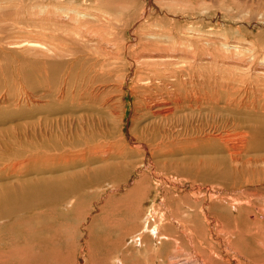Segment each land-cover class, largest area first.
<instances>
[{"label":"bare ground","instance_id":"obj_1","mask_svg":"<svg viewBox=\"0 0 264 264\" xmlns=\"http://www.w3.org/2000/svg\"><path fill=\"white\" fill-rule=\"evenodd\" d=\"M66 1L67 0H0V60H6L8 56H11L18 64H22L18 65L19 68L20 66L22 68L24 64L33 65L34 72L31 76V80L36 83V91L32 97L34 107L31 105L32 109L27 107L21 108L19 112L21 115L19 118L20 120L35 118L36 122L34 127L28 128L25 126V129H23V127H18L15 141L8 138L7 141L0 143V234L8 232V234L11 235L13 231H16L17 235L15 239L22 240L23 238V242L26 244L21 246L20 252H17V250L12 252L2 251L3 249H9V246L6 245L5 238L3 239L4 236L0 237V264H2L1 260H3L4 263L6 257L8 259H10L9 257L15 258L18 264H44L46 259L50 257L53 258L54 255L52 250L54 249L52 243L55 242V238L51 236L52 233L50 234L53 227H50L49 223H47L49 221L46 219L52 216L54 212L57 215L53 216L54 219L61 217L59 215V209L67 211L75 205L77 209L80 208L81 195L86 194L83 190L101 192V199L98 201V205L100 204L101 206V214L92 218L95 211L89 215V221L96 218V221L100 220L104 225L108 224L105 232L107 234L106 236H110V238L113 237V233L119 232L118 230L120 229L121 236L120 238L116 237L117 240L115 244H117L118 241L122 242L121 239L125 235L124 233H126L127 236L126 231L128 226L124 229L123 225H135L134 223H137L138 220H143L142 228L126 237L128 240L127 244L134 241V245L139 244L142 247L143 244H145L149 247V238L142 239L144 232H151L150 238L152 239L153 236H156L157 239H160V237L162 239L176 238L175 235L166 234V231H163V228L166 229V227H168L169 222H164L163 228L159 227V222L162 223L163 220L168 221L169 218L167 214L162 213L159 220H157L158 210L155 203L150 205L148 209L150 211L146 213L142 209L140 202H138L139 198L137 199V193H144L146 188H148L146 173H151L153 177H156L159 184L169 183V185H175L177 188L184 187L175 182L172 183L166 178V175L161 176V174H159L160 172L156 173V162H154L155 159L157 160L163 154L165 155V153L181 155L177 154L176 150L182 151V148L189 150L187 153L188 155H200V162H204L205 165L211 164L215 160L218 165V170H220V176L227 180V194L233 191L242 192V195H238V198L234 201L242 202V207H248L247 214H252L251 210L254 209L257 202L264 200V104L262 106L263 109L258 110L261 106L259 108L256 107V102L251 100V97H253V94L250 92L252 85L245 82L247 80L246 78L243 84L239 83L236 86L227 85V82L231 83L230 80H227V73L230 71L225 70V67L221 68L217 65L220 61L217 58L220 55V49L222 51L225 50V57H227L228 53L227 36L223 41L215 39V36H220L222 39V37L229 32H227L226 26H224L227 21L222 13L216 12L213 14L210 10L203 9L201 7L203 0H157V4L153 3L149 11L147 9L148 7H146L147 5L144 8L139 6L142 11L140 17L137 19L139 27L135 29L138 31L134 39L136 43L134 46H132L134 41L131 42L129 46L126 43L121 45L122 49L126 51L127 59L131 62L128 64V69H130L129 73L127 72L124 75L125 83L127 82L130 86L128 92L125 90L123 94H131L132 98L135 99L133 105L139 107L140 104L145 113H148L151 118L155 117L158 119L163 117L164 119H168L182 112H187L192 115V117L191 119L180 116L178 118L175 117L174 123H177L180 128L178 126H169V123L168 125L164 124L162 128H156L155 122V126H143V128L139 126L137 135L136 133L128 135V133L124 134V132L122 133L120 130L113 131V129L109 128L108 132L111 135L109 133L104 135L100 132L96 135V133L93 132L89 135V139H86L83 131H81V136H78V132L73 133L71 131L58 133L60 130L54 124L55 120H53L54 116L56 117V115L62 114V112H69L70 107L66 102L67 99H73L74 103L78 105L81 103L80 99L82 95L80 94L82 92L81 81L77 82L79 58L74 57L72 60L63 62H55L52 60L54 56L61 55L66 49L61 43L56 44L57 40L60 41V36H57L54 31L55 25L60 22V19H56L57 14L65 11L66 7L62 5L66 4ZM82 1L84 3L93 1L95 6H97V11L94 13H82L84 17L91 16L93 18V24H95V22L96 24L103 23L101 22L103 18L107 17L106 15L109 14L110 9L112 10L111 3L108 1V5L107 0ZM168 1H172L173 4ZM256 2L258 3V7L253 9V11H248V15L246 14L248 18H252L248 23H256L257 26H264V0H256ZM230 3V1L227 2L228 11L232 9L229 5ZM225 4L226 3H222L223 6ZM156 9H159L161 14L162 11L165 12L167 16L173 19L157 17L153 21L152 18H150V16H152L150 14H153ZM198 9L201 10L198 12ZM149 12L150 14L148 15ZM249 13L251 14L249 15ZM255 15H258L263 22L260 19V21L256 20L253 22L255 20ZM58 16L61 18V13L58 14ZM236 16H231L235 20L234 23H240L241 21L246 22V16ZM80 22L82 21L80 20ZM82 25H84V23ZM61 26L62 25L59 27ZM216 26H221L223 29ZM241 26L244 27L243 25ZM95 33L97 34L96 31ZM258 35L260 34L258 33ZM108 36L110 37V35ZM69 37L70 36H67L66 39ZM83 38H85V36ZM86 40H88L87 37ZM86 40L81 39L80 43L86 45ZM111 42L116 44L117 41H115V43L114 41ZM238 42L240 43V41ZM165 43L168 44L164 45ZM14 46L35 51V58L32 60V58L27 57V55H29L28 53H26L27 55L25 56L24 53L22 55L21 52L17 55V53L9 51V48H14ZM241 48L244 47L231 46L229 49H234L240 53L242 51H240ZM260 48L263 49L264 44ZM249 49H251V47ZM218 50L220 52H218ZM245 50L247 51L246 48ZM1 51L5 52L1 54ZM81 52L82 51H80V53ZM127 52H129V54ZM247 53L250 54V52ZM180 54L182 57H180ZM232 54L235 56L233 52ZM252 54L254 55V53ZM262 54L264 55L263 51ZM14 55H16V57H13ZM152 57L158 61L154 60V62L150 60ZM260 57H262V55ZM56 58L57 56L55 59ZM146 58L150 59L147 61ZM176 58H180V61L173 60ZM223 59L225 58L223 57ZM230 59L233 60L231 57ZM237 59L239 58H236V60ZM239 62L243 63L242 60L238 61V63ZM259 65L260 64L257 65V68ZM236 66L232 67L236 68ZM249 66L251 65L249 64ZM27 68L28 67H26V69ZM58 70L59 72L60 70L64 71V76H62L63 84L66 91L70 90L68 96L63 89L60 91L58 90V93L55 95H52L55 92L52 93L50 91V88L55 83V79H59L58 77L56 78ZM239 70L241 69L239 68L238 71ZM262 70L263 69H261V72ZM18 72L20 73V71ZM26 72L24 75L29 76L28 71ZM240 73L243 74L244 72L240 71ZM262 75L264 76V74ZM240 76L242 77V75ZM22 79L24 80L23 77ZM31 80L26 79V81ZM237 82L238 81H236V83ZM85 88L89 94L96 95L95 91L93 93L95 89L90 91L91 88L87 86ZM228 88L233 90L236 95L233 96L231 92L230 95L227 94ZM27 89L29 90V88ZM19 94L17 95L20 96ZM23 94L24 99L31 100V96L29 97L27 95L25 89H23ZM255 94L256 93H254V95ZM227 97L230 100L227 101ZM259 98H261V96ZM13 103L15 104V102ZM227 104L231 105L230 110H232L234 114H241L242 111L244 113H242V115H244L243 117L241 115V120L239 119V122L237 120L238 123L234 121L235 124H242V126L236 125L237 128L230 127L233 132H227ZM250 106L255 108V111H249L251 109ZM72 107L74 108L75 105ZM247 108L250 109L247 111ZM256 108H258L257 111ZM75 109L77 108L75 107ZM13 114L17 115V113ZM7 115L8 113L4 112L0 114V125H3L7 121ZM198 118H202L199 123ZM113 124H116V122ZM126 126L124 125L125 128ZM99 130L102 131L103 129L99 128ZM69 134L71 135L69 136ZM231 134L235 136L237 140L227 141L228 135L231 136ZM76 136L79 137L78 140L73 141ZM109 136L110 139H107ZM243 155L245 156L244 158ZM135 157H141V164L138 166L135 164V161L132 160ZM197 157L198 156H196V160ZM147 158V161L150 163H146ZM198 167H194L197 174L192 177L198 178L199 175H203L205 176V180H211L217 176L214 174V168L210 167L211 169H208L210 173L206 175L204 173L202 174L200 172L201 169ZM131 172L135 174L131 175L126 183H124L123 181ZM139 178L140 181H138ZM195 181L197 180L195 179ZM210 182L213 181L207 183ZM190 189L189 191L194 193V195L195 193H202V190L197 191V189L192 187H190ZM161 193L162 190L160 188V192L157 195ZM204 193H210V199H212L211 193L213 195L216 194V192L211 189H208ZM159 201L163 204L165 202L163 198ZM260 204L262 203L260 202ZM260 204L258 203V205ZM41 207L47 210L43 211L44 215L41 214L43 215V219H38V221L34 223V219H37L34 216H38L39 213H41L37 211ZM143 211L145 213H143ZM262 215L264 217V211ZM78 216L79 215H77V217ZM246 217L248 216L246 215ZM259 217L260 215L256 214L255 218L257 219L251 223L250 221L252 219L250 220L248 217L250 220L248 222L255 225V228H252L253 225L250 224V226H246L248 223L246 221V224L244 221L246 224L245 227L247 228L242 230L243 228L241 226L242 229L238 232L224 230L223 221L215 218L219 227V232H222L227 239L224 241L225 243L227 242V259L224 258L225 256L221 255L222 253L220 255L223 257L219 256V254H215L216 257L218 256L217 258H219V260L217 258V260L207 259L206 264H264V218L261 220V218L258 219ZM239 221L241 222V220ZM51 223H54V221L52 220ZM191 229L192 237H195L198 242L197 233L194 232L193 227H191ZM86 232V238H90L94 234V230L87 229ZM244 235L247 240L246 242H248L247 244L245 242H238ZM32 237L37 239L38 243L36 245L40 248V256H36V253L32 254L34 253L31 248L33 247L31 246L32 241L34 243ZM52 238L54 240H52ZM221 238L223 239L222 235ZM58 239L62 240L61 238ZM212 246L215 245L213 244ZM92 248L90 242L85 241V250L91 252ZM6 252L9 254H6ZM209 253H211V251ZM57 257L60 258L59 255H57ZM117 262L118 264H124V260H122L121 257L117 258L114 264H117ZM13 263L15 262L13 261Z\"/></svg>","mask_w":264,"mask_h":264},{"label":"rangeland","instance_id":"obj_2","mask_svg":"<svg viewBox=\"0 0 264 264\" xmlns=\"http://www.w3.org/2000/svg\"><path fill=\"white\" fill-rule=\"evenodd\" d=\"M108 1L111 3L112 10L110 9L109 14L106 15L107 17L103 18V20L101 21L103 23H97L98 25L96 24V22H95V24H93V18L91 16L84 17V14H82L83 12H93L94 13L97 11V6H95L93 1L92 2L88 1V2L84 3L82 0H67L65 2L66 4L62 5L63 7H66V9L63 13L60 12L62 17L60 18L58 16V14H60V13L57 14L56 19H60V22H58L55 25L54 31L56 32L57 36H60L59 37L60 41L57 40V43L56 42L55 43L56 44L61 43V45L65 46L66 49L64 50V52L61 53V55H56L57 56L56 59H55L56 56H54L53 57L54 59H52V60L55 62H58V61L63 62L66 60H68V61L72 60V58H74V57L79 58L78 66H77V76H78L77 82L81 81V91H82L80 93V94H82L81 99H80L81 103H79L77 105L76 103H74L73 99H70V100L67 99L66 102H67V104H69V107H70L69 112H66L67 114L62 112V114H59V115H56V117L55 116L53 117V120H55L54 124L60 130V132H58V133L71 131L73 133L78 132V136H81L82 135L81 131H83L84 137L86 139H89V135L91 133L95 132L97 135L98 132H100L101 134L105 135L106 133H109L108 129L111 128V129H113V131H115V130L119 131L120 130L122 133L124 132V134L128 133V135H131V134L136 133V135H137V133L139 132L138 131L139 126L141 128H143V126H151V125L153 126L154 123L156 122V124H155L156 128H158V127L162 128L164 126V124L168 125V123H169V126L177 127L178 124L174 123V122H175V119L178 118L179 116L183 117V118L185 117V118L191 119L192 115L188 114L187 112H182V113L176 114L177 115V116H175L176 118L175 117H173V118L170 117L168 119H164L163 117L158 118V119H156L155 117L151 118L148 113L147 114L145 113V111L143 110V108L140 104H139V107L137 105H133V101L135 99L132 98L131 94H128V95L123 94V91H125V90H126V92H128V88L130 86V84H128L127 82L125 83V81H124L125 76L124 75L127 72L129 73L130 69H128L129 68L128 64H130L131 62L127 59V57H126L127 55L125 53L126 51H124L122 49L121 45L126 43L129 46V44L134 41L135 37L137 36V35L135 36V34H137V32H138L135 29L137 27H139L137 19H138V17H140V14L142 11L141 8H144L147 5L146 7H148L147 9L149 11V9L151 10L153 3L157 4V0H107V4L109 5ZM229 1L231 2L229 5L232 7V9L230 11H228V9H227V2H229ZM168 2L173 4L172 1H168ZM221 2L226 3V4L223 6ZM104 4H105V2H104ZM116 6H118V7H116ZM201 7L203 9L210 10L213 14H215L216 12H221L222 15L224 16L225 20L227 21V23H225L224 26H226L227 32L229 31L230 33L226 32L227 35L225 34L224 37H222V39L220 36H215L216 40L219 39L221 41H223L224 38H226V36H227V38H226L227 39V46H228L227 47V52H228L227 57L224 56L226 54L225 50L222 51L221 49H220L221 52L218 50V52H220V55L217 57L220 60L217 65L221 68L225 67V70L230 71L227 73V80H230L231 83L227 82V85H229V86L235 85L236 86L239 83L243 84V82L247 79L245 82H248V84L252 85L250 92H251V94H253L254 98L251 97V95H250L251 100L256 102V105H257L256 107L259 108L261 106L259 109L256 108V111H257V109L262 110L264 107L263 106V104H264V94H263L264 93V78L263 77L264 76L262 75V74H264V63H262V62H264V55L262 54V51L264 52V50H263L264 48L262 49L260 47H262V45L264 44V41H263L264 40V26L263 25L257 26L256 23H251V24L248 23L250 20H252V18L247 17V15H248L247 12L251 11V10L253 11V9H256L258 7V3L256 2V0H245V1L244 0H234V1L233 0H227V1L226 0L225 1L224 0H203L201 3ZM246 9H247V11H246ZM153 10H154V8H153ZM199 10H201V9H198V12H199ZM156 13H158V14H156ZM149 14H150V12L148 13V15ZM250 14L251 13H249V15ZM81 15H83V16H81ZM150 15H152V16H150V18H152L153 21L157 17H159V18L165 17L168 19H173V18L167 16L165 14V12H163V11L161 14L159 9L158 10L156 9V11L153 12V14L151 13ZM236 15L246 16V22L241 21L240 23H237V22L234 23L235 20L231 16H236ZM79 19L84 23V25H82L83 23L80 22ZM259 19H260L259 16L255 15V20L253 22H255L256 20H259ZM260 20L262 21V19H260ZM60 25H62V26L59 27ZM241 25H243L244 27H242ZM216 27H219V26H216ZM219 28H222V27L220 26ZM68 29H69V31H68ZM224 29H225V27H224ZM233 30H235V31H233ZM95 31L97 32V34L95 33ZM231 31H232V33H231ZM68 33H69V35H68ZM258 33L260 35H258ZM107 34L110 35V37ZM243 34H245V35H243ZM67 36H70V37L68 39H66ZM84 36H85V38H83ZM86 37L88 40H86ZM63 38H64V40H63ZM127 38H128V40H127ZM252 38H253V40H252ZM81 39L86 40V45L83 43H80ZM235 39H236V41H235ZM111 41H114V43H115V41H117L116 42L117 45L113 44V42H111ZM238 41H240V43ZM253 41H254V43H253ZM135 43L136 42L134 41V44L132 46H134ZM167 44L168 43H165L164 45H167ZM256 44H258V45H256ZM244 45H247V46H244ZM18 46H21V45H18ZM18 46H14V48L10 47L9 51L17 53V55H19L21 52V54L23 55V53H24L25 56L27 55L26 53H28L29 55H27V57L32 58V60L35 58V51L29 50V49H24L23 47H18ZM231 46H238V47H244V48L240 49V51L242 50L241 51L242 53L241 52L238 53V51H235L234 49L230 50L229 48ZM248 47L249 48L251 47V49H249ZM245 48L247 49V51L245 50ZM23 51H26V52H23ZM80 51H82V52L80 53ZM4 52L5 51H1V54ZM232 52L235 54V56L232 54ZM245 52L246 53L250 52V54H248V53L246 54ZM127 53L129 54V52H127ZM243 53H244V55H243ZM252 53H254V55ZM231 54L234 57H232ZM261 55H262V57H260ZM6 57H7V55H6ZM13 57H16V55H14ZM180 57H182L181 54H180ZM223 57L225 59H223ZM230 57L233 58L234 61L231 60ZM244 57H246V58H244ZM236 58H239V59L236 60ZM146 59H145V61H146ZM148 59H150V58H148ZM148 59H147V61H148ZM258 59H260V60H258ZM150 60L158 61L157 59H153V57ZM173 60H175V61L179 60L180 61V58L179 59L176 58ZM229 60H231L232 62ZM241 60L243 63H241V62L238 63V61H241ZM82 61H84V62H82ZM127 61H128V63H127ZM153 61H151V62H153ZM226 62H227V64H226ZM236 63H237V66H236ZM247 63H248V65H247ZM249 64L251 66H249ZM258 64H260V65L257 68ZM18 65H22V64H20V63L18 64L17 61H15L14 59L11 58V56H8L6 58V60H0V66H1L0 67V77H1L0 78V89H1L0 90V114H2L3 112L8 113L7 121L3 125H0L1 126L0 127V135H1L0 136V143L7 141L8 138H10L12 141H15L16 140V133L18 132V127L19 128L23 127V129H25V126L28 128H32V127H34L35 122H36L35 118H29L28 120L21 119L22 121L19 119L21 116L19 114L21 108L27 107V108L32 109L31 105H33V107H34V101L32 100V97L34 96L35 91H36V89H35L36 83H34L35 81L31 80L32 79L31 76L33 75V72H34L33 65L24 64L22 66V68H21V66L19 68ZM231 65L234 67L236 66V68L232 67ZM245 65L249 69L246 68ZM261 65H263V66H261ZM26 67H28V68L26 69ZM237 67H239L241 70L238 71L239 68H237ZM247 69H248V72H247ZM258 69H259V71H258ZM261 69H263L262 72H261ZM134 70H135V68H134ZM12 71H13V73H12ZM18 71H20V73ZM26 71H28L29 76L24 75ZM240 71H242L244 73L247 72V73H245V75H244V73L241 74ZM249 73H250V75H249ZM240 75H242V77ZM248 75H249V77H248ZM62 76H64V71L60 70V72H59V70H58L57 74H56V78L58 77L59 79H55L54 85L50 88V91L52 93L55 92L52 95L57 94L58 90L60 91L62 89L66 93L67 96L69 95L70 90L66 91V89H64ZM259 76H261V77H259ZM11 77H12V79H11ZM22 77L24 78V80L22 79ZM228 77H229V79H228ZM132 78H133V76H132ZM249 78H250V80H249ZM14 79H15V81H14ZM26 79H29L31 81H26ZM108 79H110V80H108ZM83 80H85V81H83ZM236 81H238V82L236 83ZM18 82H20V83H18ZM24 82H25V84H24ZM82 86H83V88H82ZM86 86L91 88L90 91L92 89H95V90H93V93L95 91L96 95L89 94L86 91V88H85ZM260 86L262 87V89ZM15 87H17V88H15ZM27 88H29L30 91ZM254 88L256 90L258 88L259 89L256 91ZM23 89H25L27 91V95L29 97L31 96L30 97L31 100L30 99L29 100L24 99ZM230 92L233 96L236 95V93L233 90H230L228 88L227 94L230 95ZM19 93H22V94H19ZM254 93H256V94L254 95ZM17 94H19L20 96H18ZM260 96H261V98H259ZM13 97H14V99H13ZM15 97H16V99H15ZM4 99H6V100H4ZM85 99H86V101H85ZM11 100L13 102H15V104ZM228 100H230V99L227 97V101ZM227 103H229V102H227ZM11 105H12V107H11ZM74 105L77 109H75V107L74 108L72 107ZM71 107H72V109H71ZM230 107H231V105L227 104V132L228 131L233 132V130H231V128H237L236 125L242 126V124H235V122L238 123L239 119L244 116V115H242L243 111L241 112V114H238V115L236 113L234 114L232 112V110H230ZM232 108H233V106H232ZM250 108H249L250 110L247 108V111L248 110L249 111H253V110L255 111V108H253L251 106H250ZM242 109H245V108H242ZM13 113H17V115L16 114L14 115ZM181 114H183V115H181ZM241 115H242V117H241ZM59 116H60V118H59ZM71 116H72V118H71ZM15 118H16V120H15ZM12 119H13V121H12ZM201 119L202 118H198V123H199V121H201ZM237 120H238V122H237ZM33 121H34V123H33ZM114 122H116V124H113ZM126 124H127V126H126ZM195 124H197V123H195ZM124 125L126 126V128L124 127ZM233 126H235V127H233ZM228 127H229V129H228ZM99 128L103 129V130L100 131ZM2 133L5 135H3ZM70 135L71 134H69V136ZM78 136H76L73 141H77L79 138ZM98 139H99V137H98ZM107 139H110V136ZM233 140H237V138L235 136H233L232 134H231V136L228 135L227 141H233ZM188 151L189 150H185L182 148V151L176 150V153L181 154V155H172L169 153H165V155L163 154L157 160L156 159L154 160V162H156V168H155L157 170V171H155L156 173L160 172L159 174H161V176L166 175V178H168L169 181H171L172 183L175 182L176 184L182 185L184 187H178L177 188L175 185H169V183L159 184L156 177H153L151 173H149V174L146 173V175H147L146 182H147L148 188H146V191L144 193H137V199L139 198L138 202H140L142 209L146 213L150 211V210H148L150 205L152 203H155V205L157 206V210H158L157 211V220H159L160 215L162 213L167 214V216L169 218L168 221L163 220V222L161 221L162 223L159 222V227L163 228L164 222H166V223L169 222L168 227H166V229L163 228V231H166L165 232L166 234L175 235L176 238H172V239L164 238V239H162L160 237V239H157L156 236L155 237L153 236V239H152V238H150V236L152 234L151 232H144L142 239H145V238L150 239V240L148 239V241L150 242L149 244L151 245V249H150V245H149V247L146 246L145 244H143L142 247L139 244L134 245V243H135L134 241L132 243L127 244L128 240L126 239V237L134 234L135 232L139 231V229L142 228L143 220H138L137 223H134L135 225H131V224L130 225L129 224L123 225L124 229H126L128 226L127 231H126L127 236H126V233H124L125 235L121 239L122 242L118 241V243L115 244L117 238L118 237L120 238V236H121L120 229L118 230L119 232L113 233V237L110 238V236H106L107 234L105 232V229L108 226V224L104 225L102 221H100V220L96 221V218L93 219L92 221H89V215H91L95 211L96 212L94 213L92 218L101 214V211H100L101 206H100V204L98 205V201H99V199H101V192L95 191V190L94 191L93 190H83L86 194L81 195L80 208L77 209L76 205H75L73 208H71L67 211H63L62 209H59V215L61 217L54 219L53 216L54 215L57 216L56 213L54 212L52 214V216H50L48 219H46L47 221H49L47 223H49L50 227L51 228L53 227L50 234L52 233L51 236L55 238V242L52 243L53 249L55 251L52 250L53 255H54L53 258L50 257L49 259H46L47 262L45 260L44 264L45 263L46 264H114L115 260L119 257H121L122 260H124V264H206L207 259L215 260L218 257V256L216 257L215 254H219V256L223 255V256H225L224 258L227 259V249H226L227 248V242L226 243L224 242L227 239L222 234V232H219V227L215 221V218H218L219 220L221 219V221H223L222 223L224 224L223 225L224 230L233 231V232L234 231L235 232L241 231L242 228H243L242 230H244L245 228H247V227H245V225L247 223L248 224L246 226L253 225L250 223L252 221H254L255 219H257V218H255L256 214L260 215V217L258 219L261 218V220H262L264 218L262 215V213L264 211V204H263L264 200H260L259 202H257L254 209L252 208L253 210H251L252 214H247L248 207H244V206L242 207V204H241L242 202L234 201L236 198H238V195H242V192L240 193V191H235V192L233 191V192L227 194V180H225L223 177L220 176V174H219L220 170H218L217 162L214 160L213 163L205 165L204 162H200V159H199V158H201L200 155H196V154H189L188 155L187 154ZM0 152H1V150H0ZM196 156H198L197 160H196ZM245 156H246V154H245ZM245 156L243 155V158ZM140 159H141V157H139V158L135 157L132 160L135 161V164L138 166L141 164ZM191 159H193V160H191ZM147 160H148V158L146 159V163H150ZM194 167L200 168L201 169V170L199 169L200 172L202 174L204 173L206 175H208L210 173V171L208 169L214 168L215 169L214 174L217 176L211 180H205L204 179L205 176H203V175H199L198 178L192 177V176H195L197 174ZM173 168H174V170H173ZM133 174H135V173L131 172L130 174H128V176L125 178V180L123 182L126 183L127 179ZM218 176H220V177H218ZM195 179L197 181H195ZM138 181H140V178ZM209 181H213V182L207 183ZM159 187L161 188L162 193L157 195L160 192ZM190 187L197 189V191L202 190V193L199 192V193H195V195H194V193L189 191V190H191ZM208 189H211L212 191L216 192L215 195H213L211 193L212 199H210V197H209L210 193H204ZM123 193H125V192H123ZM162 198L165 201L164 204L161 203V201H159ZM196 199H198V200H196ZM260 202L262 204H260ZM258 203L260 205H258ZM240 205H241V207H240ZM46 210L47 209H45L44 207H41L40 209L37 210L38 212H41V213H39V215H38L39 217L37 215L34 216L37 218V219H34V223H36L38 221V219H41V220L43 219V215H44L43 211H46ZM144 211H143V213H145ZM41 214H43V215H41ZM77 215H79V216L77 217ZM246 215L250 218V220L251 219L252 220L250 221L249 218L246 217ZM242 217H244V218H242ZM247 218H248V220H247ZM242 219H244V220H242ZM52 220L54 221V223H51ZM206 220H208V221H206ZM239 220H241V222ZM244 221H245V223L247 221V223L245 224ZM248 221H250V223ZM207 224H209V225H207ZM241 226H242V228H241ZM191 227H193L194 232L197 233V235H198V242L195 239V237H192ZM252 228H255V225H253ZM87 229L94 230V234L90 238H86V234H87L86 230ZM7 231H9V230H7ZM4 233L5 234H0V237L4 236L3 239L5 238L6 245L9 246V249H3L2 251H8V252L11 251L12 252V251L17 250V252H20L21 246L26 245L23 242V238H22V240L21 239H15V237L17 235L16 231H13V233L11 235H9L8 232H4ZM89 233H90V231H89ZM218 234L219 235L221 234L223 239L221 238V235L219 237ZM103 235H105V236H103ZM5 236H7V237H5ZM239 237H241V236H239ZM56 238L57 239L61 238L62 240L58 239L59 240L58 241ZM233 238H235V237H233ZM210 239H211V241H210ZM220 239H221V241H220ZM32 240H34L35 244L33 243ZM32 240L31 241L33 244L31 243V246H33V247H31V248H32V251H34V253H32V254L36 253V256L37 255L40 256V254H39L40 248L38 245H36L38 243L37 239L33 238ZM52 240H54V239L52 238ZM238 240H239V238H238ZM85 241H89L90 245L93 247L92 251H91L92 253L85 250ZM217 241H218V243H217ZM246 241L247 240L245 239V235H244V237H241L238 242H241V243L245 242L247 244L248 242H246ZM144 242H145V240H144ZM206 242L211 244V245L207 244ZM18 244H20V245H18ZM203 244H204V247H203ZM213 244L215 246H212ZM220 244L223 245L224 247L221 246ZM2 246H3V244H2ZM205 247H206V249H205ZM37 250H39V251H37ZM205 250H207V251H205ZM57 251H59V252H57ZM204 251H205V253H204ZM210 251H211V253H209ZM8 252H6V254ZM57 255H59L60 258H58ZM223 256H221V257H223ZM9 258L10 259H8L6 257L5 258L6 260L4 261V263H3V260H1L2 264H18L15 258H13V257H9ZM110 259H111V261H110ZM217 259L219 260V258H217ZM13 261L15 263H13ZM117 264H118V262H117Z\"/></svg>","mask_w":264,"mask_h":264}]
</instances>
